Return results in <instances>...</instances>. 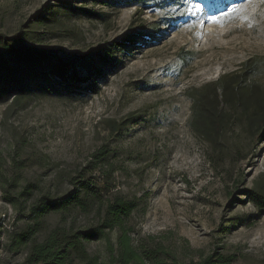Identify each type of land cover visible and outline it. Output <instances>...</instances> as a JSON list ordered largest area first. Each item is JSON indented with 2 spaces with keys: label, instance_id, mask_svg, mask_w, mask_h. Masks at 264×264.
I'll list each match as a JSON object with an SVG mask.
<instances>
[{
  "label": "rangeland",
  "instance_id": "374dc122",
  "mask_svg": "<svg viewBox=\"0 0 264 264\" xmlns=\"http://www.w3.org/2000/svg\"><path fill=\"white\" fill-rule=\"evenodd\" d=\"M26 33L19 45L44 58L27 68L25 95L0 89V264H25L9 242L33 223L29 208L72 190L104 145L111 192L138 203L134 242L153 238L182 261L217 252L264 264V206L248 196L264 193V137L237 125L218 145L203 141L187 96L264 57L261 0H0V35ZM40 221L93 223L75 212ZM86 247L105 253L102 242Z\"/></svg>",
  "mask_w": 264,
  "mask_h": 264
},
{
  "label": "trees",
  "instance_id": "16d2710c",
  "mask_svg": "<svg viewBox=\"0 0 264 264\" xmlns=\"http://www.w3.org/2000/svg\"><path fill=\"white\" fill-rule=\"evenodd\" d=\"M27 35L12 38L0 35V89L16 87L20 95L26 94L25 81L32 75L27 68L38 65L44 58L19 45ZM62 65L59 62L52 69H59L63 75L65 69ZM263 72L264 57L255 56L215 81L188 89L191 131L214 146L237 125L243 126L258 140L263 138L264 89L258 82ZM0 94H3L1 90ZM108 155L106 146L100 147L91 154L86 167L71 178L72 190L57 198L41 196L29 208L33 223L12 236L9 242L11 250H25V264H230L233 261L234 255L217 252L199 255L198 260L182 261L162 242L154 243L153 238L134 242L133 229L128 223L138 209V203L111 192L112 166L107 162ZM94 171L100 176L93 175ZM96 178H101L102 182L98 183ZM18 195H29L27 188ZM248 196L257 207L264 206V193L253 189L248 191ZM4 199L15 205L16 198ZM69 212L92 214L93 223L82 228L57 225L45 229L40 221L49 214ZM111 234H114L113 240ZM93 242L104 244V255L87 250V244Z\"/></svg>",
  "mask_w": 264,
  "mask_h": 264
},
{
  "label": "snow or ice",
  "instance_id": "6c2138e0",
  "mask_svg": "<svg viewBox=\"0 0 264 264\" xmlns=\"http://www.w3.org/2000/svg\"><path fill=\"white\" fill-rule=\"evenodd\" d=\"M249 2H250V0H249ZM261 3H264V0H261ZM234 11H235V9L230 8V9L228 10V12L225 13V15H226V16L231 15V13H233ZM217 21H218V18H217V17H213V22H217Z\"/></svg>",
  "mask_w": 264,
  "mask_h": 264
}]
</instances>
